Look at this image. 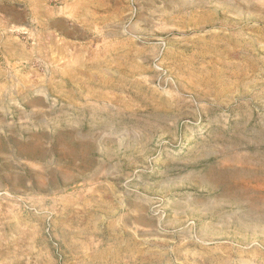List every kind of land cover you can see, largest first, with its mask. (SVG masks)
Wrapping results in <instances>:
<instances>
[{"label": "rangeland", "instance_id": "374dc122", "mask_svg": "<svg viewBox=\"0 0 264 264\" xmlns=\"http://www.w3.org/2000/svg\"><path fill=\"white\" fill-rule=\"evenodd\" d=\"M0 264H264V0H0Z\"/></svg>", "mask_w": 264, "mask_h": 264}, {"label": "bare ground", "instance_id": "6f19581e", "mask_svg": "<svg viewBox=\"0 0 264 264\" xmlns=\"http://www.w3.org/2000/svg\"><path fill=\"white\" fill-rule=\"evenodd\" d=\"M214 22V21H213ZM67 83H69L68 81H67ZM76 136L77 137H79L80 136V132H76ZM72 137V136H71ZM74 137H75V135H74ZM40 141V140H39ZM71 166H74V161H71Z\"/></svg>", "mask_w": 264, "mask_h": 264}]
</instances>
